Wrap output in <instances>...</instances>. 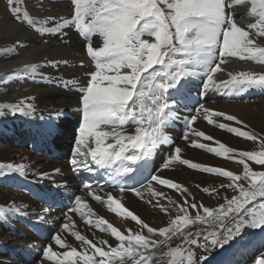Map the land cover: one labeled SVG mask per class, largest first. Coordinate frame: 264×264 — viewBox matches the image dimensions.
Wrapping results in <instances>:
<instances>
[{"label": "snow or ice", "instance_id": "obj_1", "mask_svg": "<svg viewBox=\"0 0 264 264\" xmlns=\"http://www.w3.org/2000/svg\"><path fill=\"white\" fill-rule=\"evenodd\" d=\"M70 2V17H47L42 20H34L26 11L22 12L16 0H7V5L17 23L26 24L40 34H59L66 26H75L82 39L87 41L86 54L94 62L95 70L87 74L86 85L76 82L82 115L70 160L75 172L97 173L103 170L114 184L121 179L139 183L138 176L147 167L153 152L169 142L164 128L176 118L174 108L177 104L187 99V85L192 78L201 80L199 94L202 96L216 91L229 98H237L251 90L264 91V71L228 70L227 79L217 76L218 73H225L227 63L234 57L264 65V46L257 39L264 41V0ZM242 4L250 5L248 12L255 18L254 22L244 26L237 21L239 14L235 12V8ZM96 36L102 40L99 46H95ZM21 43L16 41L13 49L20 47ZM46 63L56 66L55 61ZM40 67L36 63L25 64L14 73L21 72L25 78L35 76ZM71 83L64 82L65 86ZM31 99L28 97L15 104H0V117L6 114L5 110L12 115H30L33 105L27 100ZM197 114L203 115L209 124H213L210 117H224L226 121L235 122L237 126L228 123L217 126L256 145V150H238L219 140L214 141L217 146L191 140L196 148L242 165L243 174L182 159L180 147L169 153L162 167L168 169L174 162H179L191 169L227 178L228 182L221 183L219 187L233 189L238 195L230 199L225 197V202L215 209L203 204H189L187 197L183 204L168 198L178 214L170 219L166 227L156 229L111 193H106L105 200L99 193L106 185H97L98 191H94L93 185L86 183L83 190L88 197L106 204L118 217L135 222L139 230L128 228L127 234H124L103 217L93 222L88 217L95 213L85 198L74 194V198L69 197L72 206L64 213L65 222L60 227L79 242L78 246L69 244L59 233L52 234L51 240L55 245L66 250L55 251L51 244L44 246L40 264H206L208 256H197L193 247L210 254L217 248L223 250L225 246H230L248 229L264 232V171H254L249 163L264 167V136L248 129V125L237 116L209 109L202 104L197 108ZM196 119V115L187 119V128L195 137L213 141L212 136L193 128ZM183 138L189 139L188 132ZM25 168L24 164L0 162V178L9 175L24 178ZM39 175L43 178L48 173ZM149 176L142 189L151 197L148 203L152 204L155 200L153 207L162 213H169L170 208L160 202L165 193L157 191L152 186L153 182L174 189L181 195L188 193L186 187L172 179L162 178L159 174L149 173ZM241 181L246 182L248 187ZM131 190L142 197V190ZM201 190L204 193L217 192L216 188L203 187ZM35 195L39 199L47 198L46 193ZM189 207L196 210L194 217L189 214ZM82 208H88L87 214ZM12 212L28 215L14 203L8 207L0 206V216ZM70 213L80 215L89 229L94 224L100 233L109 234L114 239V246L109 239L99 236L89 239L82 234L76 229ZM196 224L203 227L187 230ZM174 240L179 241L175 246L172 245ZM224 264L232 262L225 260ZM255 264H264V258L257 259Z\"/></svg>", "mask_w": 264, "mask_h": 264}, {"label": "bare ground", "instance_id": "obj_2", "mask_svg": "<svg viewBox=\"0 0 264 264\" xmlns=\"http://www.w3.org/2000/svg\"><path fill=\"white\" fill-rule=\"evenodd\" d=\"M23 1L30 4H28V12H30L28 14L34 20L50 17L45 5L51 7L52 11L55 9L54 12L62 17L66 10H72V8L66 7L67 5L65 8L60 9L66 4L61 1L55 3V5L53 4V7L48 3V0H46L45 5L41 2L37 5V2H35V7L32 6L31 0H16V3L19 5ZM24 11L26 10H22V12ZM235 12L239 14L236 19L241 26L254 22V20L249 18L248 10L241 11V8H235ZM64 17L67 18V14ZM24 25L17 23L13 19L8 11L7 0H0V37L5 43L11 42L5 47H0V104H15L21 99L31 97L32 99L27 100V102L33 105L30 115L24 116L19 113L12 115L5 110L6 114L0 117V162L24 164L26 166L24 178L18 175L0 178V206L8 207L14 203L23 212L28 213L27 216H21L15 212L7 216H0V264H40L42 249L49 244L53 246L55 251L66 250L60 249L55 245L54 241L51 240L52 234H61L73 246H78L79 243L75 241L74 237H71L61 229L60 226L65 222L64 213H57L48 205L33 201L32 196L40 190V186L37 183L39 181H46V184H49L50 181L62 184H77V180L68 165L69 161L48 160L44 155L39 154L38 151L47 146L46 143L41 141L44 139L43 132L48 131L53 135V142L56 147L63 150L65 155L72 157V147L77 131L74 123L79 118L78 110L80 107V93L75 90L76 82L78 81L80 85H86V81L89 78L87 74L95 70L94 62L86 54L85 45L87 42L79 37L78 34L75 44L69 47L68 39L64 33L60 32L61 37L58 45L52 46L48 45L49 43L44 39V36H41L36 31L29 30ZM257 39L261 46H264V41L260 40V38ZM16 41L22 42L21 46L13 49L12 46ZM94 42L95 46L102 44L99 36L94 37ZM49 60L55 61L56 66L48 65L46 61ZM64 61H67V63L65 64ZM32 63L41 65L38 68V74L35 76L30 75L25 78L21 72L14 73V70L21 69L25 64ZM228 70L234 72H261L264 71V65L251 60L242 61L238 57H234L227 63L225 73L223 75L218 73L217 76L221 79H227ZM66 81H71L72 83L65 86L64 82ZM200 86L201 80L192 78L187 85V89L188 91L197 90ZM209 92L208 101L199 105L202 104L209 109L235 115L243 120L249 129L255 131L258 136H264V94H260V92L264 91L251 90L237 98H229L216 91ZM252 93L254 94L251 95ZM178 104L174 108L176 118L164 128L169 142L160 145L153 152L147 164V166L152 168V174H159L162 178L172 179L188 189L187 194L181 195L174 189H168L166 186H160L153 182L152 186L157 191H164L165 197L160 198V202L170 208L169 213H162L158 208L153 207L155 200H153L152 204L148 203L151 197L146 190L142 189L143 185L140 186V182L133 183L129 181L130 183L126 185L121 179L114 184L113 181L108 179V173L106 172L101 175V180L95 182L98 185H106L103 192L99 193L105 200L106 193H111L125 207L138 215L150 227L156 229L166 227L170 219L178 214L175 205L169 204L168 198H171L176 203L183 204L185 197H187L189 204H203L205 207L210 208L216 205L220 199L223 201L225 197L231 198L233 195H237V192L233 191V189H221L219 187L221 183L228 182L227 178L203 173L179 162H174L170 168L164 169L162 165L174 148L180 147L182 149V159H188L194 163L208 166L223 167L238 175L243 174L242 165L225 158L216 157L213 153L192 146L191 140L193 139L199 143H207L209 141L204 140L202 137H195L186 126L187 119L196 115L197 119L193 124L194 129L204 132L206 136L207 133L212 135L229 147L238 150H256V145L253 142L236 137L234 134L217 126L220 123L237 126L235 122L226 121L224 117H210L213 120V124H209L203 115L197 114V109L192 113L187 106ZM65 113H71L75 120L65 116ZM173 123L179 126V131L174 130ZM128 130L132 131V128ZM186 132L189 134L188 140L183 138ZM67 145H71L69 150H66ZM209 145L217 146L214 141H210ZM31 147L35 150H31ZM249 163L254 171H263L264 169L262 166L254 165L253 162ZM56 169L59 172H64L65 176L54 175L56 172L54 170ZM40 173H48V175L41 178ZM142 173H144L143 170ZM241 183L248 187L246 182L241 181ZM114 185L117 187H131L128 190L121 191L110 188ZM197 185H200V187L198 188ZM203 187L216 188L218 199L212 198L209 193H204L201 190ZM132 188L142 190V197L137 196L131 190ZM83 189L84 186L79 187L76 190L77 195L83 196L88 206L95 213L94 216L88 217L93 222L96 218L103 217L109 223L121 229L124 234H127L126 229L128 228L139 230V226L135 225V222L130 221V219L126 221L118 217L107 208L106 204L88 197ZM93 190L98 191L97 188H93ZM56 198H60V194ZM82 211L87 214L88 208H82ZM189 214L194 217L196 210L189 207ZM70 215L75 221L76 229L87 235L89 239L99 236L100 238L109 239V242L114 246V239L110 238L109 234L100 233L98 229H95L94 224L89 229L84 219L78 214L70 213ZM201 215H203L202 210ZM198 227L203 226L196 224L189 226L187 230L194 231ZM37 229L46 231L48 235L46 237L38 236L36 234ZM143 231L146 233V229ZM199 239L203 242L202 237ZM176 243H179V241L174 240L172 245L175 246ZM193 251L196 252L197 256L201 254L207 255L206 264H224L225 260L231 261L232 264H255L257 259L264 258V232L259 229H248L243 236L237 238L230 246H225L223 250L217 248L210 254L203 253L199 248L195 247H193ZM45 264H51V262H45Z\"/></svg>", "mask_w": 264, "mask_h": 264}, {"label": "rangeland", "instance_id": "obj_3", "mask_svg": "<svg viewBox=\"0 0 264 264\" xmlns=\"http://www.w3.org/2000/svg\"><path fill=\"white\" fill-rule=\"evenodd\" d=\"M32 1V6H34L35 5V2H37V5H38V3H42L43 5H45V3H46V0H31ZM54 1V0H53ZM52 0H48V3L49 4H51L52 5V7L55 5V3H57V2H59V1H61V2H65L66 4L63 6V7H61L60 9H62V8H65V6L66 7H68V8H72V5H71V2H70V0H55L54 2H53ZM28 4L29 3H26V2H22L21 4H19V6L21 7V9L22 10H26L27 11V13H30V12H28L29 10V8H28ZM54 4V5H53ZM30 5V4H29ZM35 7V6H34ZM45 7H46V11H47V13L49 14V16L50 17H62V16H59L57 13H55L54 11H55V9H54V11H52L53 9L51 8V7H49V6H47V5H45ZM248 7H250V5H247V4H242V5H240V7H236V8H241V11H247L249 8ZM36 8H38V7H36ZM39 9V8H38ZM67 14V18L68 17H70L71 16V14H72V10H66V12L63 14V17L65 16ZM251 20H254L255 18L253 17V16H251L250 15V17H249ZM37 20H41V19H39V18H37ZM24 25V24H23ZM26 28H28L29 30H31V31H34L32 28H30L29 26H27V25H24ZM51 25H49V27H50ZM64 31V32H63ZM63 31H62V33H64L65 34V37L68 39V46L69 47H72L73 46V44H75V42H76V40H77V31H76V29H75V26H66L64 29H63ZM67 31V32H66ZM40 34V33H39ZM41 36H44L45 38V40L47 41V43H49L48 45H52V46H57L58 45V42H59V40H60V37H61V35H60V33L59 34H57V33H55V32H52V33H49V34H40ZM79 36V35H78ZM80 37V36H79ZM74 38V39H73ZM147 38V37H146ZM3 39L0 37V47L1 46H3V47H5L7 44H11V42H9V43H5V42H3L2 41ZM54 43V44H53ZM71 45V46H70ZM9 46H11V45H9ZM51 50V49H50ZM248 129H249V127H248ZM207 136H212V135H210V134H208L207 133ZM213 137V136H212ZM214 138V137H213ZM215 139L217 140V138H214V140L213 141H215ZM210 142V141H209ZM209 142H207V144H209ZM21 150V149H20ZM64 162V161H63ZM64 163H66V162H64ZM263 171H264V169H263ZM247 188V187H246ZM211 196H212V198H214V199H218L217 198V196H216V193H209ZM237 195H238V193H237ZM230 199V198H229ZM225 201H224V199H223V201H222V199H220L218 202H217V204L216 205H213V206H211L210 208H212V209H215V208H217L218 207V205H220V204H222V203H224Z\"/></svg>", "mask_w": 264, "mask_h": 264}]
</instances>
